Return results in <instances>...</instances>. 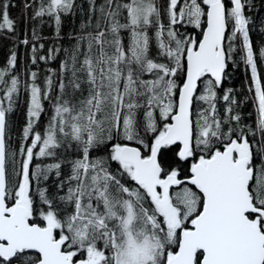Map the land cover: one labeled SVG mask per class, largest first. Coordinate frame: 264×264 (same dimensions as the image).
I'll use <instances>...</instances> for the list:
<instances>
[{"label": "snow or ice", "instance_id": "obj_1", "mask_svg": "<svg viewBox=\"0 0 264 264\" xmlns=\"http://www.w3.org/2000/svg\"><path fill=\"white\" fill-rule=\"evenodd\" d=\"M11 6L0 0V32H15ZM246 7L89 0L88 24L42 81L30 71L22 82L12 52L0 67V264H264V45ZM24 8L59 39L76 0ZM39 40L35 28L21 40L33 65L61 52ZM241 62L243 99L224 87Z\"/></svg>", "mask_w": 264, "mask_h": 264}, {"label": "trees", "instance_id": "obj_2", "mask_svg": "<svg viewBox=\"0 0 264 264\" xmlns=\"http://www.w3.org/2000/svg\"><path fill=\"white\" fill-rule=\"evenodd\" d=\"M26 0H12V6L9 9L10 18L15 22V32L10 33L7 30L0 32V67L6 66L9 57L12 52L17 55V70L21 81L27 79L30 71H37L39 73L40 81L43 80L45 75H48V69H58L61 59L64 58L63 49L70 48L75 43V37L81 34V25L88 24V6L89 0H76L75 12L69 15L62 16L61 33L60 38H56L55 24L48 17H44L43 20L31 19L30 10L24 8ZM101 0H98V3ZM227 2V0H226ZM245 14L250 18L249 35L256 48L264 45V32L261 31L264 28V0H247V7ZM35 28L37 34L40 37L37 44L42 43L44 45L43 53H46L48 48L56 47L60 48L61 52L55 60L49 61L47 64L44 61H39L38 64L33 65L31 63V44L24 45L21 40L27 38L32 41V32ZM87 31H92V26L87 28ZM191 31V29H189ZM237 60L239 57L237 56ZM250 78V72H246L243 63H239V66L231 67L229 71L228 79L225 81V90L231 87L234 93L243 99L248 93V79ZM225 102L220 100L218 107L223 110ZM45 108L48 112L51 111V107L47 101H45ZM241 114L248 123H252L255 118V112L251 101L244 103L240 108ZM27 113V96L21 91L19 100L14 106V111L9 114V132L12 134L13 141H16L20 131L26 123ZM251 113V115H249ZM47 115H42L41 122L46 123ZM63 155H67L68 159H74L77 153L68 148ZM67 171V169H65Z\"/></svg>", "mask_w": 264, "mask_h": 264}]
</instances>
